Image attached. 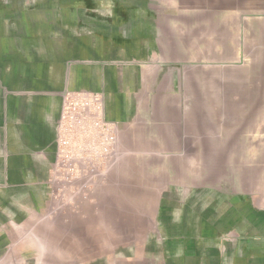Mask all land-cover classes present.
Here are the masks:
<instances>
[{"label":"crops","instance_id":"crops-1","mask_svg":"<svg viewBox=\"0 0 264 264\" xmlns=\"http://www.w3.org/2000/svg\"><path fill=\"white\" fill-rule=\"evenodd\" d=\"M84 92L102 95L118 151L74 203L98 234L129 221L114 264H264V175H248L264 155V0H0V258L27 223L72 215L52 168L64 97Z\"/></svg>","mask_w":264,"mask_h":264},{"label":"rangeland","instance_id":"rangeland-1","mask_svg":"<svg viewBox=\"0 0 264 264\" xmlns=\"http://www.w3.org/2000/svg\"><path fill=\"white\" fill-rule=\"evenodd\" d=\"M207 3L208 0H201L202 9ZM200 15L202 21H208V12L202 11ZM218 30L224 33L223 27ZM231 159L234 164L240 157L234 156ZM220 160L221 158L218 157L219 163ZM253 160H258V163ZM249 164L250 185L252 183L255 186L252 179L264 175V155L249 157ZM239 174L234 172V179H238ZM250 190L263 205L264 186L260 189L251 187ZM66 206L69 209L70 205L62 203L55 207L49 216L27 223L25 234L16 237L14 245L0 258V264H114V240L117 243L120 238L122 247L128 243L129 236L126 234L128 229L125 230L124 225L128 227L129 221H120V237L113 236L112 219L104 221V227L100 228L101 233L98 234L96 219L81 218L80 203H72V215H70L71 210ZM92 206L93 203H90L89 208ZM141 225L142 222L137 221L131 226L138 229ZM139 238L137 237V240ZM121 258V264H128L127 258L126 260Z\"/></svg>","mask_w":264,"mask_h":264},{"label":"built area","instance_id":"built-area-1","mask_svg":"<svg viewBox=\"0 0 264 264\" xmlns=\"http://www.w3.org/2000/svg\"><path fill=\"white\" fill-rule=\"evenodd\" d=\"M55 143L54 192L64 202L89 201L118 151L117 125L105 117L100 93L64 97Z\"/></svg>","mask_w":264,"mask_h":264}]
</instances>
